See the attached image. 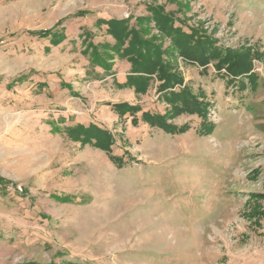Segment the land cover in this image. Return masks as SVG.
I'll return each instance as SVG.
<instances>
[{
  "label": "rangeland",
  "instance_id": "1",
  "mask_svg": "<svg viewBox=\"0 0 264 264\" xmlns=\"http://www.w3.org/2000/svg\"><path fill=\"white\" fill-rule=\"evenodd\" d=\"M151 2L263 54L256 88L178 59L211 132L197 115L170 120L190 126L172 135L113 109L171 106L159 81L145 93L96 82L81 46L95 15L58 46L35 34L78 11L141 16ZM92 123L113 134L111 153L65 133ZM0 177V264H264V0H0Z\"/></svg>",
  "mask_w": 264,
  "mask_h": 264
},
{
  "label": "trees",
  "instance_id": "2",
  "mask_svg": "<svg viewBox=\"0 0 264 264\" xmlns=\"http://www.w3.org/2000/svg\"><path fill=\"white\" fill-rule=\"evenodd\" d=\"M177 0H168L174 3ZM180 5V3H179ZM179 10L181 8L179 7ZM91 11H78L65 17L52 29L36 32L40 37L51 36L53 45L65 39L62 25L69 18L89 17ZM96 15V14H95ZM99 15V14H98ZM96 26L113 38L111 41L95 43L93 33L85 32L83 53L91 59L93 67L99 66L106 71L112 69L115 60L125 59L131 64L130 74L122 87L134 88L137 93H145L152 81H159L158 91L171 106L165 113L144 111L139 105L129 103L111 104L113 109L124 117L127 112L132 116L133 124L142 120L151 127H157L168 134H181L190 129L187 123L180 126L172 121L180 115H197L205 122V128L211 132L214 124L208 121L209 103L200 100L191 88L184 84V77L179 70L178 59L184 64L197 65L208 71L213 65L215 70L231 82H238L242 88L248 84L257 87L258 73L255 71V60L263 59V54L251 48L233 49L219 45V42L200 27L189 25L186 19L177 17V13L169 11L164 4L151 2L146 4V14L126 18L99 17ZM158 30V34L153 33ZM179 86L180 89H175ZM141 113V118L137 115ZM65 133L69 138L82 144L91 143L108 153L114 144L113 134L106 128L92 123L89 126L76 124L67 126ZM123 164V160H120ZM0 182L7 180L0 177ZM24 264H41L28 262ZM46 264H82L76 262Z\"/></svg>",
  "mask_w": 264,
  "mask_h": 264
},
{
  "label": "crops",
  "instance_id": "3",
  "mask_svg": "<svg viewBox=\"0 0 264 264\" xmlns=\"http://www.w3.org/2000/svg\"><path fill=\"white\" fill-rule=\"evenodd\" d=\"M94 13L96 14V15L94 14L95 15L94 20H93V18H91V16H92L91 15L89 17H74V18H70V20L68 22L64 23L62 25V27L64 28L65 39L60 44H62L65 41H68V40H70V41H73L74 40V37H72L74 33H72V30H70V27L74 24V21L77 22V21H80V19H83V21L85 23H86V21H89V20L92 21L93 20L91 22V24L95 25V27L99 31V32H94V33L92 32L93 33L92 39H93V41L95 43H99V42H103V41H111V42H113L114 41L113 38L110 35H107L104 30L99 29L96 26L95 22L101 16L102 17H107V18H109V17L119 18V17L114 16V15H107L106 13H103V12H97V13L94 12ZM86 31H90L91 32V30L85 29L84 33ZM98 34L102 35V39L101 40H99L97 38L98 37ZM38 37H40V36H38ZM40 38H44V39L48 40V42L50 43L49 44V47H53V46L60 45V44L53 45L51 43V38H52L51 36L46 37V38L45 37H40ZM84 38H85V34L82 36V41H81V46H82V49L83 50L85 48V45H83ZM85 56L89 58L88 59V64L92 68V72H93V74L95 76L94 78H95L96 82L102 83V82H106V81H109L110 80V83L109 84L110 85L112 84L114 86H115V84H113V82H115V83L117 82L116 84H125L127 82L128 75L130 74V70H131V64L127 60L117 58L115 60V64H114V67H113V71L107 72L102 67H99V66L93 67L91 65V59H90V57L88 55H85ZM64 87H68V86H64ZM118 87H119V85H118ZM61 90L63 91L65 89H61ZM120 90H129V91H132V90H134V88L125 87V88H121ZM109 104H114V103H110L109 102Z\"/></svg>",
  "mask_w": 264,
  "mask_h": 264
}]
</instances>
